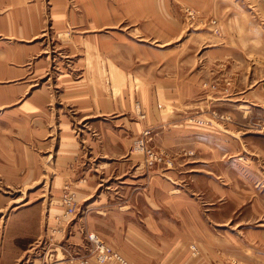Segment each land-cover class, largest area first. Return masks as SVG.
Returning a JSON list of instances; mask_svg holds the SVG:
<instances>
[{
  "label": "rangeland",
  "instance_id": "374dc122",
  "mask_svg": "<svg viewBox=\"0 0 264 264\" xmlns=\"http://www.w3.org/2000/svg\"><path fill=\"white\" fill-rule=\"evenodd\" d=\"M0 21V129L38 125V181L0 175V231L25 207L38 234L19 264H90L92 233L126 264H264V0H0ZM127 191L132 214L96 216Z\"/></svg>",
  "mask_w": 264,
  "mask_h": 264
},
{
  "label": "crops",
  "instance_id": "0c3cea01",
  "mask_svg": "<svg viewBox=\"0 0 264 264\" xmlns=\"http://www.w3.org/2000/svg\"><path fill=\"white\" fill-rule=\"evenodd\" d=\"M13 3L17 0H11ZM24 1V0H23ZM2 21H0L1 23ZM37 23H39V20H37ZM12 27V26H11ZM26 28L23 29V32H26ZM27 37V36H26ZM5 55L4 51H0V56ZM44 94H40L37 96V103L44 104L47 102V96H43ZM44 98V99H43ZM43 99V100H42ZM25 119L28 121H31L32 119L36 120L39 113L38 112H25ZM27 128L24 129H14L13 130V138H6L7 134H5L3 130L0 129V175H6V169H9V174L13 176L14 180L18 181L19 183L22 182V179L27 184H32L34 182L38 181V169L40 167L39 165V153L37 151V145L36 142L37 139V122L32 123H25ZM34 125V126H33ZM186 130V129H185ZM184 130V131H185ZM182 134V133H181ZM182 144V142H181ZM114 147V146H113ZM125 166L132 165L133 163L130 162L132 159V155H128L129 148L125 147ZM66 161H73L76 158L75 149L73 146L70 147L69 152H64ZM109 156L108 152L106 151L103 153V155ZM50 154L46 156V158H50ZM122 156V155H121ZM130 156V157H129ZM131 158V159H129ZM69 162L67 163V166H69ZM116 162H103L104 165H100V171L103 173V170L108 171L109 167H111V164H114ZM105 164L107 166H105ZM102 168V169H101ZM107 173V172H106ZM73 175V173H72ZM98 175H93L91 177L90 175H86V178L83 180V182H80V184H85V189L79 190L78 192L81 193V195H88L89 192H92L99 186H101V183H98ZM159 185L163 186V192L165 191V184H162L161 182H158ZM132 188V187H131ZM154 188H152L153 190ZM178 190V189H177ZM185 191V190H183ZM179 194H172L168 197V200L171 202L177 198L176 205H181L183 207V210H188L189 206L192 204V199L188 194H183L182 191H177ZM129 192L124 193V197H116L117 199L110 202L108 207L102 208L99 211H96V216H98L99 219H106L109 216H123L132 214V208L128 199ZM89 198V197H87ZM153 202V201H152ZM173 205V204H172ZM87 211H91L88 209ZM31 208H23L10 212L9 214H6L4 218L3 223V229L1 228L0 231V264H19L21 259L25 257L28 254H31V249H33V246L37 242L38 234L37 235H31L33 233L30 228L33 226V223L31 221H28L27 217L31 215ZM29 214V215H28ZM41 216V213H39ZM38 216L37 222L40 218ZM50 216V214H49ZM92 215L87 216V220L91 218ZM87 220H76L74 221L71 226H67L69 230L71 231V234L69 235L70 243L78 244L82 240V232L84 228H88L89 230H96L97 227L94 225L93 227L90 225H87ZM36 222V220H35ZM54 223L48 224L49 227H53ZM38 225V224H37ZM36 226V225H35ZM86 226V227H84ZM37 227V226H36ZM186 230L188 231V234L185 235V239L178 240L175 242L174 246L178 247H184L186 246L185 243L187 242L188 237L190 236V230L189 227L186 225ZM132 231V230H131ZM133 232V231H132ZM142 237L138 235H130V232H127L124 241L126 242L127 246H130L132 248L137 249L136 253L141 256H155L158 255L156 251H147L146 248L148 247L147 243H149V237L146 235H141ZM36 247V246H35ZM153 247V246H152ZM177 247V248H178ZM169 258H172V256H169ZM154 263H158L157 261H154ZM31 264H38V263H31ZM63 264V263H62ZM90 264H97L96 259H92L90 261ZM105 264H112V263H105Z\"/></svg>",
  "mask_w": 264,
  "mask_h": 264
},
{
  "label": "built area",
  "instance_id": "2783aa9c",
  "mask_svg": "<svg viewBox=\"0 0 264 264\" xmlns=\"http://www.w3.org/2000/svg\"><path fill=\"white\" fill-rule=\"evenodd\" d=\"M74 197L66 196L63 201V205L66 207L67 214L72 215L74 213V206H73ZM89 241L93 244V251L96 254V259L99 264L108 262V261H116L119 264H126V261L119 256L116 252L112 251L106 245H103L101 242L100 237L92 233L89 235ZM80 264H88L85 261H82Z\"/></svg>",
  "mask_w": 264,
  "mask_h": 264
},
{
  "label": "bare ground",
  "instance_id": "6f19581e",
  "mask_svg": "<svg viewBox=\"0 0 264 264\" xmlns=\"http://www.w3.org/2000/svg\"><path fill=\"white\" fill-rule=\"evenodd\" d=\"M65 213H66V215L70 216V214H67V211H66V209H65Z\"/></svg>",
  "mask_w": 264,
  "mask_h": 264
}]
</instances>
